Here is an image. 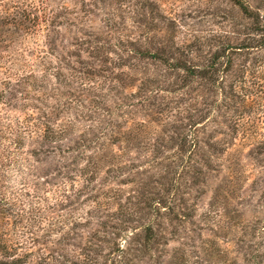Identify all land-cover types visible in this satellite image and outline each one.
I'll list each match as a JSON object with an SVG mask.
<instances>
[{
    "label": "rangeland",
    "instance_id": "obj_1",
    "mask_svg": "<svg viewBox=\"0 0 264 264\" xmlns=\"http://www.w3.org/2000/svg\"><path fill=\"white\" fill-rule=\"evenodd\" d=\"M64 1L70 6L79 5L78 9L82 5L81 1ZM99 1L102 11H96L89 19L102 28L101 42L111 49L112 53L107 54L110 60L115 61L118 54L127 65L114 70L115 75L123 72L128 76L112 91V98L123 108H114L110 102V112H101L106 123L113 125L109 129L105 124L103 138L96 133L98 143L106 144L105 150L98 152V145H92L84 151V158L96 152L97 158H106L101 171H88L89 178L97 173L90 185L91 195L99 198L106 193L117 194L118 202L125 205H129L132 196H167V208H160L159 217L150 218L160 225L155 226L162 236L160 244L149 251L136 246L139 251L134 256L142 261L133 257L131 264H264V234L259 233L264 227V0H242L256 14L258 23L233 0H169L160 12L164 18H157V29L149 32V39L144 32L148 24H136L135 13L130 15L125 0ZM144 1H137V9ZM57 2L63 5V1ZM84 2L89 9L88 1ZM104 11L122 18L119 22L124 21V25L118 30L107 26ZM78 18L70 17L77 26L70 28L72 34L62 29L63 37H70L63 47L73 55L81 53L78 59L82 63L93 62L84 52L88 47L78 46L91 24L83 22L86 25L82 31ZM171 26L173 34L168 32ZM167 38L170 46L176 43V49H180L174 52L175 59L183 60L186 69H197V77L189 78L186 70H172L170 58L165 63L130 53L136 48L131 44L136 40H141L142 52H156ZM151 39L156 43H151ZM61 45L57 43V47ZM219 54L221 58L215 60ZM25 98L24 93L18 94V104H30ZM93 116L96 115L91 112L85 114L86 120ZM67 119L61 116L59 122H54L55 127L58 129ZM93 124L81 121L80 131H87ZM181 127L199 140V163L186 170L165 171L175 166ZM136 134L140 135L138 140ZM80 135L77 132L55 144L25 147L42 152L32 159V181L42 184L49 197L53 190L70 189L81 177V172L70 171L75 169L71 161L79 154L75 151ZM119 136L122 141L112 145ZM5 139L0 140V146H8ZM6 159L3 156L2 162ZM85 164L80 161L79 166ZM118 168L124 171H114ZM19 180L16 179L18 185ZM100 201L106 203L103 197ZM83 202L80 200L75 208L80 209L78 216L86 218L89 209L97 204ZM116 207L107 206V215L112 217ZM166 209L175 213L169 216ZM184 211L191 212L192 217L184 218ZM105 219L102 212L90 228L79 230L84 236L79 241L86 243L90 234L101 230ZM102 233L103 230L99 232ZM74 245L65 248L70 260L80 252L77 240Z\"/></svg>",
    "mask_w": 264,
    "mask_h": 264
},
{
    "label": "trees",
    "instance_id": "obj_2",
    "mask_svg": "<svg viewBox=\"0 0 264 264\" xmlns=\"http://www.w3.org/2000/svg\"><path fill=\"white\" fill-rule=\"evenodd\" d=\"M61 1L63 5L57 0H0V140L9 136L5 139L8 146H0V171L10 172L0 173V264H131L133 260L142 261L134 256L139 251L136 246L149 251L153 245L160 244L162 236L155 227L160 225H156L150 218L155 215L159 217L161 209L167 208L164 207L167 196L159 199L146 195L132 196L128 199L130 206L118 202L117 194L106 193L99 198L93 197L90 185L96 180L97 173L95 177L89 178L88 171H101L102 162L106 158H97V152L84 158V151H89L92 145H98V152L105 150L106 144L98 143L99 136L96 133L103 138L106 126L111 129L113 125L106 123L101 112H110V102L115 104L114 108H123L112 98V91L123 77L128 76L123 72L115 75L114 70L127 65L118 54L115 61L110 60L107 54L112 51L101 42L102 28L93 19H89L96 11H102L99 0H76L82 3L80 9L79 5L70 6L64 0ZM84 1H88L89 9ZM137 1L125 0L124 3H128L130 15L135 13L136 24L144 21L148 24L144 32L146 39H149V32L157 29V18H164L160 12L169 5V0H145L139 9ZM233 1L254 23L259 22L247 4L242 0ZM169 9H172L171 6ZM73 16L79 17L77 23L80 22L82 31L86 25L83 22L91 24L88 32L83 34L85 39L78 46L88 47L86 51H80L87 53L93 62L82 63L78 59L81 53L73 55L63 47L70 37H63L62 29L72 34L73 29L70 28L76 26L70 19ZM103 16L107 26L113 25L114 30L124 25V21L119 22L122 18L109 15L107 11H104ZM173 30L172 26L168 27V32L173 34ZM155 37L158 36L155 34ZM149 41L156 43L152 39ZM169 41L167 38L161 43L156 52H142V42L136 40L131 44L139 49L134 48L130 53L165 63L170 58L172 70H186L189 78L197 77V69H186L183 60L175 59L174 52L180 49H176V43L170 46ZM58 42L62 44L61 47H57ZM116 47L122 49L121 46ZM219 58L220 54L215 60ZM77 65L82 67L78 68ZM214 66L215 63L211 69ZM23 93L25 101H30V104H18L17 95ZM89 112L96 116L86 120L85 114ZM63 115L68 119L59 124L57 129L54 122H59ZM84 120L94 124L87 131H80L81 121ZM180 130L183 133L174 156L175 166H169L165 171L186 170L192 164L199 163L196 160L201 148L199 140L184 132L185 127ZM77 132L81 135L75 153L79 154L73 157L71 165L75 169L70 171L81 172V177L70 189L53 190L52 197H49V192L43 189L42 184L32 181V159L42 152L39 149L26 150L25 147L55 144L56 141L69 139V136ZM139 136L136 134V140ZM121 141L119 136L113 139L112 145ZM3 156L7 157L6 162H2ZM80 161H86V164L79 166ZM194 169L196 171L195 166ZM16 179H20L19 185ZM170 192L171 189H168L166 193L169 195ZM101 197L105 199L104 205L100 201ZM82 199L83 205L91 201L97 204L89 209L86 218L78 216L80 209L75 208ZM113 204L117 209L110 217L106 207ZM167 211L169 216L175 213L173 209L164 212ZM102 212L106 217L100 226L103 233L100 235L99 230L90 234L83 244L79 240L83 241L84 236L80 235L79 230L90 228ZM190 213L184 211L183 217L191 218ZM259 233L264 234V227L259 229ZM76 240L80 252L70 260L65 248L75 246Z\"/></svg>",
    "mask_w": 264,
    "mask_h": 264
}]
</instances>
